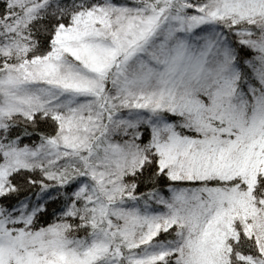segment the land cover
<instances>
[{
	"label": "snow or ice",
	"instance_id": "6c2138e0",
	"mask_svg": "<svg viewBox=\"0 0 264 264\" xmlns=\"http://www.w3.org/2000/svg\"><path fill=\"white\" fill-rule=\"evenodd\" d=\"M0 264H264V0H0Z\"/></svg>",
	"mask_w": 264,
	"mask_h": 264
}]
</instances>
